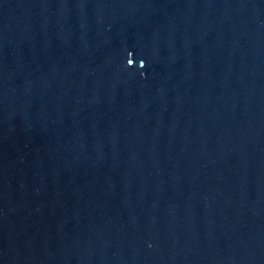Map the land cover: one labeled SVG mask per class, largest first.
Returning <instances> with one entry per match:
<instances>
[{
  "label": "water",
  "instance_id": "obj_1",
  "mask_svg": "<svg viewBox=\"0 0 264 264\" xmlns=\"http://www.w3.org/2000/svg\"><path fill=\"white\" fill-rule=\"evenodd\" d=\"M0 264H264V0H0Z\"/></svg>",
  "mask_w": 264,
  "mask_h": 264
},
{
  "label": "clouds",
  "instance_id": "obj_2",
  "mask_svg": "<svg viewBox=\"0 0 264 264\" xmlns=\"http://www.w3.org/2000/svg\"><path fill=\"white\" fill-rule=\"evenodd\" d=\"M127 64H128V60H127ZM140 65H142V67H144L143 61H141Z\"/></svg>",
  "mask_w": 264,
  "mask_h": 264
}]
</instances>
